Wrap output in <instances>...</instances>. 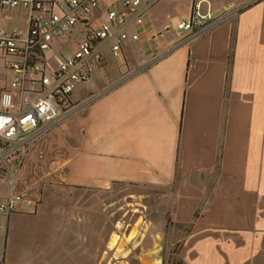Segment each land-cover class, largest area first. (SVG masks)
<instances>
[{"label":"crops","instance_id":"0c3cea01","mask_svg":"<svg viewBox=\"0 0 264 264\" xmlns=\"http://www.w3.org/2000/svg\"><path fill=\"white\" fill-rule=\"evenodd\" d=\"M121 1L100 0L93 20L122 10ZM242 1L159 0L146 8L143 24L130 18L121 26L129 36L119 56L111 51L116 36L101 45L103 61L72 94L74 101L97 96L14 152L13 162L12 155L0 162V202L11 190L23 195L24 208L0 216L5 264L7 233L23 217L64 218L68 244L82 236L85 222L96 240L88 210L59 200L81 199L70 189L117 183L161 190L171 219L193 223L191 236L201 232L187 239L188 264H257L252 253L264 247V0L200 35L187 38L188 30L177 29L194 7L221 15ZM15 10L25 12L24 28L10 26ZM27 19L25 8L4 9L0 26L24 30ZM77 38V29L55 38L48 54L72 52Z\"/></svg>","mask_w":264,"mask_h":264},{"label":"built area","instance_id":"2783aa9c","mask_svg":"<svg viewBox=\"0 0 264 264\" xmlns=\"http://www.w3.org/2000/svg\"><path fill=\"white\" fill-rule=\"evenodd\" d=\"M159 0H122V10L110 9L97 23L93 11L100 0H0V13L8 8L28 11L26 29L6 30L0 26V162L49 132L97 95L74 101L73 91L90 81L95 67L103 61L101 45L111 36L114 56H119L122 41L129 35L121 26L130 18L143 24L144 11ZM260 0H243L223 14L194 7L177 23L188 30L187 38L200 35L232 13L240 12ZM58 7V12L56 11ZM79 25L76 48L69 53L50 55L51 43ZM138 38V33L131 35ZM55 62L47 73L48 59ZM6 180L14 185L10 171ZM23 195L10 190L0 202V216L16 211ZM0 264H5L0 250Z\"/></svg>","mask_w":264,"mask_h":264},{"label":"rangeland","instance_id":"374dc122","mask_svg":"<svg viewBox=\"0 0 264 264\" xmlns=\"http://www.w3.org/2000/svg\"><path fill=\"white\" fill-rule=\"evenodd\" d=\"M10 26L12 29L24 28L25 12H12ZM78 28L79 25L75 30ZM74 48L73 43L68 50ZM47 63V73L51 74L55 62L49 58ZM84 87L87 88L83 85L82 92ZM16 157H10L12 162ZM165 191L169 194L171 189ZM66 192L78 194L81 199L59 202L73 204L76 208L81 205L83 210H88L83 215L88 219L90 213L95 221L96 240L94 225L91 228L85 222L82 236L72 238L68 244L66 234L60 232L64 218H54L50 222L46 217L38 221L23 217L17 219V227L10 226L7 233L6 264H79L80 261V264H172L174 259H185L187 239L192 241L194 236L201 235L199 232L191 236L193 223L174 222L169 214V197L163 198V192L152 186L117 183L106 189H70ZM60 196L65 198L63 194ZM19 207L18 204V211L24 210ZM90 232L91 241L87 237ZM153 253L155 258H149ZM263 254L264 247L259 251L255 248L252 256L257 257V264Z\"/></svg>","mask_w":264,"mask_h":264},{"label":"trees","instance_id":"16d2710c","mask_svg":"<svg viewBox=\"0 0 264 264\" xmlns=\"http://www.w3.org/2000/svg\"><path fill=\"white\" fill-rule=\"evenodd\" d=\"M170 220V218H168V221ZM172 264H188L184 259L182 258H178V259H174L172 261Z\"/></svg>","mask_w":264,"mask_h":264}]
</instances>
